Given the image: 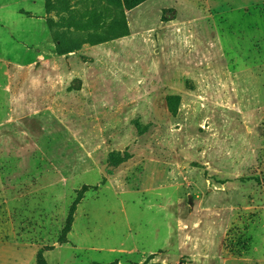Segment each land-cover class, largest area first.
I'll return each mask as SVG.
<instances>
[{
  "label": "rangeland",
  "instance_id": "obj_1",
  "mask_svg": "<svg viewBox=\"0 0 264 264\" xmlns=\"http://www.w3.org/2000/svg\"><path fill=\"white\" fill-rule=\"evenodd\" d=\"M149 1L0 0V264H264V0Z\"/></svg>",
  "mask_w": 264,
  "mask_h": 264
},
{
  "label": "trees",
  "instance_id": "obj_2",
  "mask_svg": "<svg viewBox=\"0 0 264 264\" xmlns=\"http://www.w3.org/2000/svg\"><path fill=\"white\" fill-rule=\"evenodd\" d=\"M119 1H121L123 8H124V11L128 12V11L133 10L137 6L141 5L142 3H144L147 0H119ZM71 223H72V212L70 213V215L67 219L66 226L63 230V235H65L69 232ZM37 264H46L44 257H43V254H42V251H40L38 253Z\"/></svg>",
  "mask_w": 264,
  "mask_h": 264
},
{
  "label": "crops",
  "instance_id": "obj_3",
  "mask_svg": "<svg viewBox=\"0 0 264 264\" xmlns=\"http://www.w3.org/2000/svg\"><path fill=\"white\" fill-rule=\"evenodd\" d=\"M147 1H149V0H147ZM147 1H145V2H147ZM150 1H152V0H150ZM150 1H149V2H150ZM145 2H144V3H145Z\"/></svg>",
  "mask_w": 264,
  "mask_h": 264
}]
</instances>
